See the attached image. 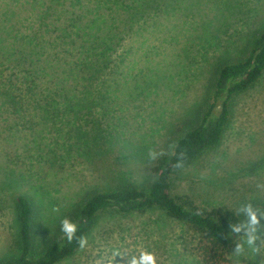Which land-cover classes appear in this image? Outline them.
Returning a JSON list of instances; mask_svg holds the SVG:
<instances>
[{"label": "trees", "instance_id": "trees-1", "mask_svg": "<svg viewBox=\"0 0 264 264\" xmlns=\"http://www.w3.org/2000/svg\"><path fill=\"white\" fill-rule=\"evenodd\" d=\"M243 6V0H0V142L17 139L36 146L43 169L75 157L102 172L116 169L125 151L165 152L131 165L147 172L140 181L91 188L74 204L53 201L59 211L45 201L37 204L30 194L18 195L19 249L0 264H59L80 249L76 239L67 241L61 220L77 224V238L88 237L107 212L123 217L156 212L184 226L193 239L174 264L262 261L263 192H247L236 205L212 210L172 192L174 176L222 145L236 97L264 77V21L249 31L239 52L229 45L235 13ZM243 21L247 25V18ZM207 55L212 63L191 108L170 110L176 115L170 120L167 112L150 109L181 100L175 97L183 90L180 82L201 79ZM198 56L203 61L191 73ZM161 71L168 73L162 77ZM249 140L256 156L246 165L240 160L235 171L262 176L264 141L252 135ZM181 153L183 166L176 167ZM247 203L259 217L251 246L245 242L247 229H230L248 223ZM44 205H49L45 212ZM38 211L56 222L49 221L50 235L37 253ZM238 243L244 246L241 253L234 252Z\"/></svg>", "mask_w": 264, "mask_h": 264}, {"label": "rangeland", "instance_id": "rangeland-1", "mask_svg": "<svg viewBox=\"0 0 264 264\" xmlns=\"http://www.w3.org/2000/svg\"><path fill=\"white\" fill-rule=\"evenodd\" d=\"M233 2L235 4V0ZM243 2L246 6H243L242 11L239 9L236 13L234 11L237 16L233 23V37L231 38L233 43L229 44L233 48V53L240 51L242 40L247 38L249 31L253 30L258 22L264 21V0H243ZM243 18H247L245 26L242 24ZM226 39L228 37L224 35L220 44L225 45L223 42ZM161 48H163L162 52L165 51V44ZM202 61V57L198 56L195 64L191 65V73L194 68L200 66ZM211 63L212 57L207 55V60L202 62L201 79H198L196 83H194L196 79H192L193 85H189L186 79L180 82L183 90L175 93V97L183 96L181 100L170 101L161 107V110L159 107H154L156 105L150 109L157 113L167 112L170 120L176 117V115L170 116V110L176 111L177 114V112H184L191 108L201 97L200 94L202 95L208 76L207 70ZM159 73L164 77L168 72ZM236 102L234 119L232 118L222 145L217 150L204 154L174 176L172 192L175 196L185 201L194 200L197 205L212 210L225 204L236 205L247 192L264 193V187H258V185H264V171L262 176L247 175L248 171L242 169L235 171L236 166L241 164L240 160L246 165L256 156L258 149L251 145L250 135L260 142L264 141L262 132L264 131V77L254 89L237 96ZM146 140L151 139L146 137ZM162 142L163 140L159 144ZM0 143V147L3 145L0 149V262L19 249L16 210L18 195L30 194L37 204L45 201L51 208H54L53 201L58 206L65 202L72 204L75 200L79 201L91 188L114 186L128 182V180L140 181L147 172H135L131 165L143 162L140 160L153 151V149L145 151L142 149L139 154L131 150L125 151L127 153L123 158L117 159L116 169L111 168L102 172L95 171L91 165L75 157L74 159L69 158L63 166L58 160L53 169L48 166L43 169V165L38 166L42 163L34 156L36 146L33 149L30 145H25L26 141H17V139L14 142L16 144H11L6 140ZM148 147L151 146L147 145L146 148ZM113 154L117 155L119 152ZM109 161L114 162L115 160L110 159ZM230 165L235 166L229 169ZM35 168L39 174H34ZM49 205L42 206L41 210L45 212ZM38 214L34 241L37 253L42 251L50 235L46 227L48 228V223L51 221L47 219L51 214L47 218H42L40 211ZM52 222H56L55 218ZM192 239L190 231L184 226L156 212L128 217L112 216L107 212L102 215L96 230L87 237V245L59 264H106V261L113 256L114 250L127 258L138 256L140 252L147 250L155 254L157 264H174L184 252V246ZM261 248L262 261L259 264H264V238ZM127 258L117 257L116 264H127ZM234 264L245 263L235 261Z\"/></svg>", "mask_w": 264, "mask_h": 264}, {"label": "clouds", "instance_id": "clouds-1", "mask_svg": "<svg viewBox=\"0 0 264 264\" xmlns=\"http://www.w3.org/2000/svg\"><path fill=\"white\" fill-rule=\"evenodd\" d=\"M173 154H175V146H172ZM165 155L164 151H160L157 153L156 151H151L149 153V158L151 160H156L159 156ZM182 160H183V154H180V159H178L176 163V167H182ZM258 187H264V185H258ZM243 207L246 210V214L249 217V221L246 224H242L240 227H237L236 225H231V231L233 233H238L241 231V229H247L248 234L245 236L247 237L246 243L248 245H256L255 241L257 239L255 233L257 232L256 225L259 224V217L257 215V209L253 207L251 203H247L243 205ZM54 211H59L58 208H54ZM264 214V212H261ZM61 231L65 234L67 241L71 243L74 239L77 240V243L79 244L80 248L83 249L87 245V237L80 236L79 238L76 237V233L78 231V226L75 222H73L70 218H63L61 220ZM243 244H237L234 248L235 253H241L243 251ZM117 257L121 258H127L120 255L118 251H113V256L109 258L106 261V264H116ZM127 264H157V259L154 253L149 252L147 250L140 252L138 256H132L130 258H127Z\"/></svg>", "mask_w": 264, "mask_h": 264}]
</instances>
